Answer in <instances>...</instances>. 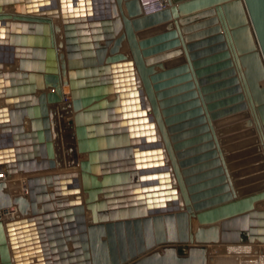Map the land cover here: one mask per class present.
<instances>
[{
  "label": "water",
  "instance_id": "obj_1",
  "mask_svg": "<svg viewBox=\"0 0 264 264\" xmlns=\"http://www.w3.org/2000/svg\"><path fill=\"white\" fill-rule=\"evenodd\" d=\"M167 3L0 0V166L27 175L25 192L0 181V264H210L212 245H264V0ZM112 196L120 210H100Z\"/></svg>",
  "mask_w": 264,
  "mask_h": 264
},
{
  "label": "crops",
  "instance_id": "obj_2",
  "mask_svg": "<svg viewBox=\"0 0 264 264\" xmlns=\"http://www.w3.org/2000/svg\"><path fill=\"white\" fill-rule=\"evenodd\" d=\"M3 10L5 11V12H14V7H12V6H8V5H5L4 7H3ZM34 34H36L37 35V31H35V33ZM101 43H103V42H101ZM45 54V53H44ZM29 59L30 60H34V61H40V60H44L45 59V55H43L42 54V51H37V52H31L30 53V55H29ZM16 63H18V59L16 60ZM6 67L8 68L9 66L6 64ZM35 73V75L37 74V72H34ZM39 80H41V82H43V77H41V79H39ZM28 82L30 83L31 82V79L29 78V80H28ZM36 83H38V79H37V77H36ZM47 89V91L49 90L48 88H46ZM38 90L36 91V93L38 94ZM113 96V97H112ZM115 96L114 95H111L110 97H109V99H112V98H114ZM68 99H70V97H68ZM30 121H29V119L26 117L25 119H24V126H25V130L26 131H28L29 129H30V123H29ZM86 125H87V123H85ZM106 130H107V128L106 129H102V130H100L99 128H97L96 129V133L97 134H99V135H102V136H104L105 134H106ZM119 135V134H118ZM101 137V136H100ZM113 137H117V134H114L113 135ZM88 139V141L90 140V136H88L87 137ZM79 157H80V159H86L88 156H87V154L86 153H83V154H79ZM114 157L115 158H111V159H113V160H110L109 162H106L105 163V165H106V169L108 170V172H110L111 174H123L124 172H126V171H128L127 169H125L123 166H122V163L120 162V159L118 158V153H116L115 155H114ZM229 163H231V162H227V165H229ZM230 173H232V172H230ZM98 179L99 180H101L102 179V175H99L98 176ZM122 180V178H120V180L119 181H108L106 184H105V187L106 188H111L112 189V191L113 192H115L116 193V190L118 189V188H122L124 185H127V183H123V181H121ZM88 184H89V186L91 187L92 186V183L90 182V181H88ZM123 189V188H122ZM53 190V188L52 187H49L48 188V191H52ZM10 192V191H9ZM19 192H21V189H19V190H16V191H14V192H10V193H12V194H14V193H19ZM87 195L86 194H84V198L86 197ZM98 198L99 199H102L103 198V194L102 193H100L99 195H98ZM112 198H115V199H109V202L107 203L108 204V206L107 207H102V208H100V210H105V209H107L108 211H110V210H120V208H119V206H121V205H123L122 203L123 202H121V197H119V196H112ZM120 199V200H119ZM126 205H128V206H131L132 205V203L131 202H126L125 203ZM41 206V204H38V207H40ZM57 207L56 206H54V209H52L53 210V212H56L57 211ZM61 209H70L71 211H72V208H68V207H61ZM89 217H91V211L90 210H86V218H89ZM62 217H58V220L59 221H62ZM51 220V219H50ZM69 248H70V250H72V247H71V244H69ZM186 250V249H185ZM184 250V251H185ZM183 251V252H184Z\"/></svg>",
  "mask_w": 264,
  "mask_h": 264
},
{
  "label": "rangeland",
  "instance_id": "obj_3",
  "mask_svg": "<svg viewBox=\"0 0 264 264\" xmlns=\"http://www.w3.org/2000/svg\"><path fill=\"white\" fill-rule=\"evenodd\" d=\"M237 245H239V248L235 249L236 248L235 246H237ZM240 246H243L246 249L245 250L240 249V248H243ZM211 248H214L213 249V255L215 258H214V262H211L210 264H212V263L215 264V261H217V259H219V258L220 259L218 262H216V264H247L248 261L249 262L252 261L251 264H264V259H262L261 256L258 257L259 253L256 252V249L261 250L263 248V245L259 242H255V243H251V244H233V245L232 244L231 245H229V244H216V245H212ZM185 249H186V246H184V245L180 246V251L183 252ZM247 251H249V252H247ZM243 253H245V254H243ZM238 256L240 257V259ZM226 257H228V258H226ZM221 259H222V261L220 262Z\"/></svg>",
  "mask_w": 264,
  "mask_h": 264
},
{
  "label": "bare ground",
  "instance_id": "obj_4",
  "mask_svg": "<svg viewBox=\"0 0 264 264\" xmlns=\"http://www.w3.org/2000/svg\"><path fill=\"white\" fill-rule=\"evenodd\" d=\"M11 67L9 66L8 68L6 67V69H10ZM113 97V96H112ZM68 99V98H67ZM69 100V99H68ZM24 175V176H23ZM26 179H27V175L26 174H21V173H17V174H15V175H13L11 178H7V184H8V186H7V190L8 191H10V192H14V191H16V190H19V189H21V190H23L24 192L27 190V186H26ZM15 207H13V208H11L7 213L5 212V213H3L2 214V216L4 217V218H6V217H11V216H13V215H15ZM231 245V244H230ZM220 246V245H219ZM260 246V245H259ZM214 247V246H213ZM236 248L235 249H237V248H239V245H237V246H235ZM240 247H243V246H240ZM227 248V247H226ZM249 248V247H248ZM254 248V247H253ZM252 248V249H253ZM213 249L214 248H211V250H212V252H213ZM240 249H246V248H240ZM262 249H264V245H263V248ZM243 250V251H244ZM222 251V250H221ZM225 251V250H224ZM251 251V250H250ZM247 252H249V251H247ZM215 254V253H214ZM232 254V253H231ZM240 254V253H239ZM243 254H245V253H243ZM247 254V253H246ZM234 255V254H233ZM236 255V254H235ZM248 255V254H247ZM259 256L258 257H262V259H264V253H259L258 254ZM231 256V255H230ZM239 257V256H238ZM226 258H228V257H226ZM217 259V258H216ZM220 259V258H219ZM219 259H217V261H215V264H216V262H218L219 261ZM224 259V258H223ZM239 259H240V257H239ZM222 261V259L220 260V262ZM239 261V260H238ZM247 261V260H246ZM212 262H214V260L212 261ZM229 262V261H228ZM235 263V262H234ZM252 263V261H248L247 262V264H251ZM212 264H214V263H212Z\"/></svg>",
  "mask_w": 264,
  "mask_h": 264
},
{
  "label": "built area",
  "instance_id": "obj_5",
  "mask_svg": "<svg viewBox=\"0 0 264 264\" xmlns=\"http://www.w3.org/2000/svg\"><path fill=\"white\" fill-rule=\"evenodd\" d=\"M141 4L143 11L147 14L159 11L168 6L167 0H141ZM6 179H7L6 171L2 166H0V181Z\"/></svg>",
  "mask_w": 264,
  "mask_h": 264
}]
</instances>
